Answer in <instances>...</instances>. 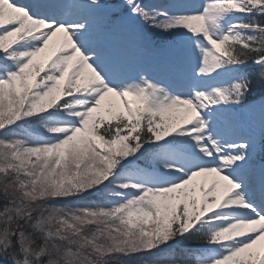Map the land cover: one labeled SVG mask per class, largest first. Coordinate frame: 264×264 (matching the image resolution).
<instances>
[{"label": "snow or ice", "instance_id": "snow-or-ice-1", "mask_svg": "<svg viewBox=\"0 0 264 264\" xmlns=\"http://www.w3.org/2000/svg\"><path fill=\"white\" fill-rule=\"evenodd\" d=\"M0 264H264V0H0Z\"/></svg>", "mask_w": 264, "mask_h": 264}]
</instances>
